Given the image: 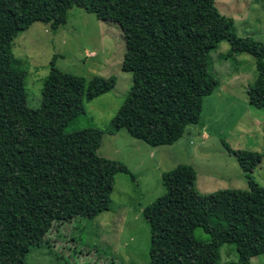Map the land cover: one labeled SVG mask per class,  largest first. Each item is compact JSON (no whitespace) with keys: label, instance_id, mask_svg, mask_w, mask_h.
Instances as JSON below:
<instances>
[{"label":"trees","instance_id":"16d2710c","mask_svg":"<svg viewBox=\"0 0 264 264\" xmlns=\"http://www.w3.org/2000/svg\"><path fill=\"white\" fill-rule=\"evenodd\" d=\"M214 2L0 0V264H24L54 226L107 211L114 174L128 173L97 156L105 129L65 132L72 119L84 115L83 100L111 91L114 77L85 82L60 72L52 58L40 105L29 109L26 70L11 52L14 38L35 22L54 32L73 6L116 24L133 67L110 126L151 147L169 146L192 122L181 109L218 85L208 54L221 41L229 45L227 58L244 53L254 59L256 77L246 91L250 104H257L256 92L264 84V43L236 36L232 19L219 14ZM226 151L244 173L247 189L198 194L190 166L161 174L163 194L140 211L149 232L146 264H249L264 253V188L249 176L264 149ZM196 229L207 240L197 239ZM223 245L234 246L236 261L219 262Z\"/></svg>","mask_w":264,"mask_h":264},{"label":"rangeland","instance_id":"374dc122","mask_svg":"<svg viewBox=\"0 0 264 264\" xmlns=\"http://www.w3.org/2000/svg\"><path fill=\"white\" fill-rule=\"evenodd\" d=\"M214 6L232 19L236 36L264 43V0H215ZM228 50V43L221 41L209 52V71L218 85L209 96L181 109V116L192 122L180 139L151 147L123 129L114 131L109 123L129 89L133 67L116 24L73 6L54 32L48 24L35 22L14 38L11 52L26 70L29 109L40 105L41 83L52 58L60 72L85 82L93 76L114 77L111 91L83 100L84 115L72 119L65 132L87 126L105 129L97 156L121 164L128 172L114 174L107 211L90 220L77 217L54 226L42 246L29 251L24 264H146L149 232L140 211L163 194L161 174L178 165L194 170L198 194L247 189V179L226 147L263 151L264 84L256 92L257 104H250L246 91L256 77L254 59L244 53L227 58ZM249 176L264 188V158ZM194 236L207 240L200 229ZM219 256L220 263L236 261L234 246L223 245ZM249 264H264V253L252 257Z\"/></svg>","mask_w":264,"mask_h":264}]
</instances>
